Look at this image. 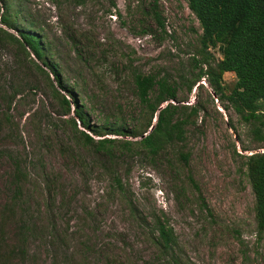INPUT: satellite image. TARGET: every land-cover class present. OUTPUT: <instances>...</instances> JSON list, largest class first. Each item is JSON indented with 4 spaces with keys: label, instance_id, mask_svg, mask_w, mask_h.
<instances>
[{
    "label": "rangeland",
    "instance_id": "374dc122",
    "mask_svg": "<svg viewBox=\"0 0 264 264\" xmlns=\"http://www.w3.org/2000/svg\"><path fill=\"white\" fill-rule=\"evenodd\" d=\"M154 1L24 0L19 17L41 28L93 126L118 121L131 128L140 114L132 73L168 74L181 103L200 105L184 149L189 165L178 147L154 161L121 155L115 169L122 192L110 159L70 140L45 75L11 42L0 43V264H167L150 235L153 215L169 220L189 264H264L244 167V156L264 149V141L208 79L188 89L198 72L190 60L199 21L185 0H158L161 29L151 14ZM235 78L225 73L226 84ZM16 162L27 178L17 180ZM15 194L16 206L7 210ZM21 231L24 259L17 251Z\"/></svg>",
    "mask_w": 264,
    "mask_h": 264
},
{
    "label": "trees",
    "instance_id": "16d2710c",
    "mask_svg": "<svg viewBox=\"0 0 264 264\" xmlns=\"http://www.w3.org/2000/svg\"><path fill=\"white\" fill-rule=\"evenodd\" d=\"M185 1L202 29L197 44L192 46L190 60V66L198 72L194 74L192 71V78L187 80L188 89L196 88L201 78L208 79L216 96L227 101L241 121L251 126L249 132L253 137L264 141V0ZM24 6V0H0V43L11 42L20 54L30 58L45 75L54 99L62 108L61 115L65 117L61 120L68 124L70 140L81 149L94 147L110 159V170L119 190H126L122 177L115 169L121 155L139 153L154 161L168 149L178 147L180 161L185 166L189 165L190 150L184 149L188 145L189 129L197 123L200 105L181 103L179 86L168 74L137 70L132 73L140 114L134 118L131 128L118 121L93 126L88 112L84 110L85 105L63 77L51 43L41 28L33 20L19 17ZM113 6L116 4L113 3ZM151 10L158 26L165 29L158 0L153 2ZM217 53L220 57H217ZM227 72L236 76L231 85L225 83ZM92 133L102 138L96 139ZM244 157L246 175L255 197V230L258 238H263L264 151H256ZM15 176L19 181L27 178L18 162L15 164ZM188 178L199 190L192 174ZM17 197L15 194L13 203L12 200L7 203V210L16 206ZM199 197L202 207L207 208L203 197ZM132 211L138 213L137 208H132ZM138 216L143 217L142 221L147 223V217ZM150 217L151 225L148 228L159 257L167 264H189L184 254H181L178 237L169 220L164 216ZM19 233L21 241L17 251L21 259H24L26 238L22 231ZM11 251L14 253L16 248L13 247Z\"/></svg>",
    "mask_w": 264,
    "mask_h": 264
},
{
    "label": "water",
    "instance_id": "95a60500",
    "mask_svg": "<svg viewBox=\"0 0 264 264\" xmlns=\"http://www.w3.org/2000/svg\"><path fill=\"white\" fill-rule=\"evenodd\" d=\"M260 151H264V149L260 150Z\"/></svg>",
    "mask_w": 264,
    "mask_h": 264
}]
</instances>
